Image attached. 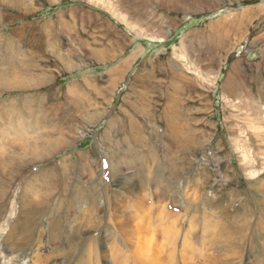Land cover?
Here are the masks:
<instances>
[{
    "label": "rangeland",
    "instance_id": "1",
    "mask_svg": "<svg viewBox=\"0 0 264 264\" xmlns=\"http://www.w3.org/2000/svg\"><path fill=\"white\" fill-rule=\"evenodd\" d=\"M21 1V9L0 4V73L30 83L0 87V157L8 165L22 144L34 150L35 143L56 141V148L41 150L36 160L27 155L6 188L0 264H32L35 253L49 257L47 264H65L36 233L27 246H18V234L6 238L23 186L32 180L41 186L64 169L67 185L48 208L65 193L81 198L72 206L74 229L63 224L62 240L65 233L99 234L97 228L108 238L117 234L108 215L121 201L127 219L141 222L137 201L153 212L138 225L165 241L162 264H264V236H256L255 249L244 242L236 261L214 236L230 216L255 221L262 209L264 191L252 184L264 181V147L252 130L264 133V0ZM20 55L26 63L15 60ZM6 61L16 63L4 68ZM124 62L112 80L109 71ZM162 86L164 93L156 90ZM122 181L134 182L139 195ZM86 195L87 202L79 200ZM157 215L163 221L155 222ZM169 224L180 233L174 247L164 237ZM74 257L70 264L85 259L81 250Z\"/></svg>",
    "mask_w": 264,
    "mask_h": 264
},
{
    "label": "bare ground",
    "instance_id": "2",
    "mask_svg": "<svg viewBox=\"0 0 264 264\" xmlns=\"http://www.w3.org/2000/svg\"><path fill=\"white\" fill-rule=\"evenodd\" d=\"M20 2L22 3L21 0H0V4L2 3L4 5H9V7H10V5H12L14 8L16 7L17 9H21L23 6L22 4H20ZM21 36H22V34H21ZM225 41H227V39ZM24 53H26V52H24ZM8 54L9 53L7 52L5 56H7L9 59L12 58V53H10L11 55H8ZM63 58H64L63 56H61L60 54H57V59H60L63 61ZM15 60H17L19 62H25V63L27 62V58L25 55H22V56L20 55V57L16 58ZM15 63L16 62L8 64V61H6V65H4L3 67L4 68L11 67ZM14 78L19 79V80L14 81ZM38 78H40V77H38ZM26 84H30V83L28 81L24 80V78H21L20 76H18L17 74L0 73V87H3V88L4 87L24 88V86ZM164 88L165 87L162 86V90H159V89H156V90L162 91L164 93L165 92ZM168 104H172L170 99L168 101ZM166 110L169 111L168 106L166 107ZM172 120H174V119H172ZM172 120H171V122H172ZM173 124H174V122H173ZM248 127L255 129L253 126H251V123H250V125H248ZM171 129L175 133V135L176 134L179 135V132L176 130V128H174L172 126ZM252 131L255 135V138H257L258 142H262L260 144V146L262 145L264 147V136L263 137L260 136L263 132L260 133L259 131H257V129L252 130ZM263 135H264V133H263ZM170 138H172V137H170ZM178 138H179V136H178ZM186 140H189V139H186ZM28 144H30V143H28ZM19 146H20L19 148L22 150V152L18 155H15V156L12 155L9 159L10 163L8 165L3 163V161H2V160H5V158L0 157V172H1L0 176L2 177V178L0 177V202H2L4 200V197L6 195V188L8 187L9 183L13 182V179H15L16 176L20 173V169H22L24 167V164L27 161H29L26 159V156L28 155V157L36 160V157L38 155H41L40 151L45 150L47 148L49 151V152L48 151L47 152L49 154V153H51L52 150H55L56 141L55 142L54 141H48V142L44 143V145H41L39 143H35L34 144V150L31 149L32 147H29L28 145H25V144H22ZM6 167H8L9 170H7ZM5 170H7V175H5L6 174ZM13 170L15 172L10 174L11 171H13ZM66 173H67V169H64L63 172H61L60 177L47 178L46 180H43V181H47V182H43L41 186L39 183L36 184V182H34L33 180L30 181V183H28L27 185L23 186L21 193H19L18 196H16V202L17 203L16 202L15 203H16V205H18V209H17L18 215L16 214L14 221H12L10 223L11 224V231L6 236L7 241L12 240L13 236L18 234L19 235V240L17 241L18 246H27L30 242L33 241V239L35 238L34 235L36 233L35 240L37 239L39 241V244L40 243L42 244L44 241H46L47 244H49V245L53 244L54 250H55V255H57L60 259L61 258L64 259L65 264H70V262L75 259L74 256L76 255V253L79 250H81V253L83 254V256H85V259H83L84 258L83 257L82 259L79 260V264H115V263L129 264L128 263L129 261L134 262V264H162L161 260L163 259L164 253L166 252V249L163 248V245H164L163 242H165V241H163V240L161 241V237L155 238L153 236V234L148 235L147 234L148 230L146 229V227L142 228L143 226L141 227V225H138V222H140V221L133 222V221H130L129 219H127L128 216L126 217L124 212L126 213V211L129 209V207L127 205V202H124V201L123 202L121 201L122 204H121V202H119L120 204H115L113 206V210H112L113 212H111L110 215H108L109 226L111 225L112 227L116 228L117 234H114V232L109 231L111 235L108 234V235H110V237L108 238V236L106 235V233L108 231L100 230V228H97V229H99L98 230L99 234H95V235L89 234L85 238V236H82V234L79 233V234H77L76 238H74V235H75L74 233H69V234L65 233L64 234L65 238L62 240L64 229H66V227L63 226V224L64 225L69 224L67 227L69 232H70V230L74 229L73 228L74 226H72L71 224L74 220L75 207H72V206L75 205L76 203H79V201L75 199L76 196H78V194L74 198L69 200V196L66 195V193H65L64 195H60V197L57 200H55V202H53L51 209H49L48 206L50 204L49 202H51V200L53 199L56 192L63 190L65 188V186L67 185L66 184L67 180L65 178L66 176H64ZM2 175L6 178H4ZM53 181L55 184L52 183ZM132 183L133 184H131V181H124V182L122 181L120 183V185L123 187L130 188L131 190H129V191H131V193H133V196L136 198V196L139 195L140 190L137 189L134 182H132ZM35 184L39 186V190H37ZM252 185L257 186V188H259V190L261 192L264 191V181L259 182V183L256 182L255 184H252ZM43 190H45V191H43ZM259 190L255 189L256 192ZM77 192H79V191H77ZM87 194H88V191H87ZM87 197L88 196L86 195L84 197V199H79V200L80 201L83 200V202H87L88 201ZM79 198H81V197H79ZM137 199H139V197ZM261 200H262V202L259 201V204L261 205L260 207H262V209H261L260 213L256 216L255 221L253 219L251 220L250 218H246L243 215H237L236 214L234 216H230L228 218L227 224L224 226L223 225L219 226V229L214 232V236H215L216 240L219 241L220 244L222 245L223 249L226 250L225 256L230 257V259H232L231 261H236V259L239 260L241 258L240 251H241V248H242V245L244 244V242H248V245L251 246L252 242L257 241L258 238H256V236L258 237V234L264 236V214H263V212H264V194L262 195ZM140 201L142 202V200H140ZM80 203H82V202H80ZM134 205H135V207L137 206V209H138V207L140 209V211H139L140 214H138L136 216V219H140L141 222L146 223L147 220H149L151 218L150 216L147 217L149 212H150V208H148L145 205L144 206L141 205L137 201L134 202ZM61 212L64 213V216H63L64 221L59 216V214ZM91 212H95V211H91ZM150 213H153V212L151 211ZM108 214H109V212H108ZM46 216H47V221L45 222L44 225L41 226V224L44 222L43 218ZM223 216H225V217L228 216V213L225 212ZM94 217H96V215ZM91 219H92V217H91ZM162 219H163V217L161 215H157V218H155L154 221L160 222V221H163ZM252 221H254V222H252ZM93 222L96 223L95 220ZM148 222L150 223V221H148ZM171 224H169L168 228H165L167 231L165 234H167V235H165L164 237L167 238V240L165 239L167 241L166 242L167 247H174V245H176L175 242L177 241V239L180 236V233ZM38 225H40V228H38ZM99 225H100V223H99ZM105 226H107V225H105ZM159 226H161V225H159ZM92 228H93V226L90 225L88 229L91 231ZM151 229H153V228H151ZM165 229H163V231ZM45 234H48L47 240L43 239ZM106 236L108 239L106 238ZM117 236L118 237L121 236V240L125 241V242H123V244L126 248V251L123 252L120 245L117 244L118 241H116V240L119 239ZM39 238H40V240H39ZM65 240L66 241L69 240L70 243L68 245L61 246V244L64 243ZM200 242H202V241H200ZM18 246H14V247L18 248ZM60 246L63 248V250L61 249ZM200 248L202 249L201 245H200ZM255 248L256 247H254V249ZM188 249H190V248H188ZM258 249H259V247H258ZM15 250H17V249H15ZM186 250H185V252H186ZM259 250H260V252H261L260 254L262 255V258L264 260V243L261 244V247ZM191 251H192V249H191ZM203 253L204 252H202V254ZM180 254L181 253H179V255ZM191 255H192V253H191ZM209 255L211 256V254H208L207 256H209ZM35 256H36L35 257L36 260L32 264H37L39 262V259H40V262H45L46 264L49 262V260H48L49 257L46 258V257L40 255V258H39V255L36 253H35ZM171 256H172V254H169V257H171ZM215 259H216V257L213 258L214 261H216ZM196 264H198V262Z\"/></svg>",
    "mask_w": 264,
    "mask_h": 264
},
{
    "label": "crops",
    "instance_id": "3",
    "mask_svg": "<svg viewBox=\"0 0 264 264\" xmlns=\"http://www.w3.org/2000/svg\"><path fill=\"white\" fill-rule=\"evenodd\" d=\"M135 53H133L132 55H131V57L128 59V60H130L131 58H133V55H134ZM92 55H94V54H92ZM100 56V55H99ZM110 55H108V57H109ZM107 58V57H106ZM113 58V56H111L109 59L111 60ZM125 67H126V62H124L123 64H121V65H119L118 67H116V68H114V69H112L111 71H109V74L111 75V77H112V80H113V78L114 77H116V75H118V74H121L123 71H124V69H125ZM105 98V97H104Z\"/></svg>",
    "mask_w": 264,
    "mask_h": 264
}]
</instances>
